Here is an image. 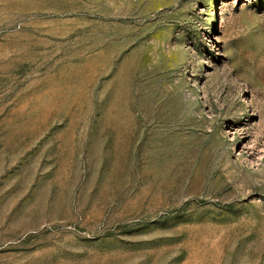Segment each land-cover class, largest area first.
Segmentation results:
<instances>
[{
  "label": "rangeland",
  "instance_id": "rangeland-1",
  "mask_svg": "<svg viewBox=\"0 0 264 264\" xmlns=\"http://www.w3.org/2000/svg\"><path fill=\"white\" fill-rule=\"evenodd\" d=\"M0 264H264V0H0Z\"/></svg>",
  "mask_w": 264,
  "mask_h": 264
}]
</instances>
